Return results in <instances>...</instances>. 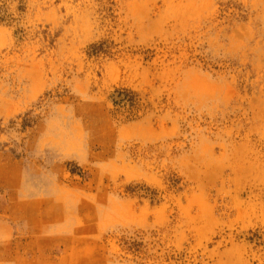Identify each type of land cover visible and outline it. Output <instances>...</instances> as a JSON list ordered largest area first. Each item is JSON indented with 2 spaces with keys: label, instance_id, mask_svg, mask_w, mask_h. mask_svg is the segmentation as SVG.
Wrapping results in <instances>:
<instances>
[{
  "label": "rangeland",
  "instance_id": "374dc122",
  "mask_svg": "<svg viewBox=\"0 0 264 264\" xmlns=\"http://www.w3.org/2000/svg\"><path fill=\"white\" fill-rule=\"evenodd\" d=\"M0 264H264V0H0Z\"/></svg>",
  "mask_w": 264,
  "mask_h": 264
}]
</instances>
